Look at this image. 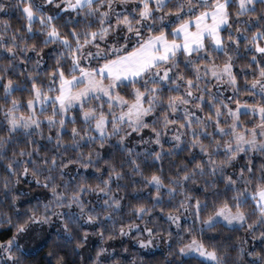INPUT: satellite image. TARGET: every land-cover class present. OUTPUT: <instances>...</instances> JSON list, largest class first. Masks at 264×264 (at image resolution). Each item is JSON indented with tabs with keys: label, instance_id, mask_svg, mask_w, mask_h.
Instances as JSON below:
<instances>
[{
	"label": "clouds",
	"instance_id": "1",
	"mask_svg": "<svg viewBox=\"0 0 264 264\" xmlns=\"http://www.w3.org/2000/svg\"><path fill=\"white\" fill-rule=\"evenodd\" d=\"M74 2L0 0V264H264V0Z\"/></svg>",
	"mask_w": 264,
	"mask_h": 264
},
{
	"label": "snow or ice",
	"instance_id": "2",
	"mask_svg": "<svg viewBox=\"0 0 264 264\" xmlns=\"http://www.w3.org/2000/svg\"><path fill=\"white\" fill-rule=\"evenodd\" d=\"M87 2V0H75L74 3H72V8L76 9L77 7H82L85 3ZM189 35H195L194 33H189ZM257 47L259 50L264 51V46H260L259 45V37L257 39Z\"/></svg>",
	"mask_w": 264,
	"mask_h": 264
}]
</instances>
